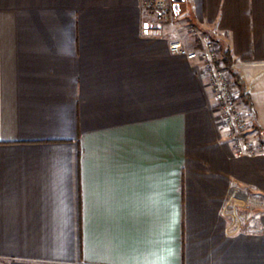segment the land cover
<instances>
[{
    "label": "crops",
    "instance_id": "obj_1",
    "mask_svg": "<svg viewBox=\"0 0 264 264\" xmlns=\"http://www.w3.org/2000/svg\"><path fill=\"white\" fill-rule=\"evenodd\" d=\"M168 7L0 0V264H264V0ZM192 27L228 52L256 152L170 50Z\"/></svg>",
    "mask_w": 264,
    "mask_h": 264
},
{
    "label": "built area",
    "instance_id": "obj_2",
    "mask_svg": "<svg viewBox=\"0 0 264 264\" xmlns=\"http://www.w3.org/2000/svg\"><path fill=\"white\" fill-rule=\"evenodd\" d=\"M168 1L141 0L146 6L151 7L159 18L168 17ZM191 34L199 38L200 46L198 48L189 49L180 40H174L170 44V50L201 64L202 73L213 90L220 120L233 138L235 153L243 155L256 152L258 148L249 136L251 131L249 113L243 111L239 106L229 68L220 55L219 43L209 33L201 31L197 27L191 28ZM244 200L245 197L240 188L232 187L230 189L227 204L232 210L236 211Z\"/></svg>",
    "mask_w": 264,
    "mask_h": 264
},
{
    "label": "trees",
    "instance_id": "obj_3",
    "mask_svg": "<svg viewBox=\"0 0 264 264\" xmlns=\"http://www.w3.org/2000/svg\"><path fill=\"white\" fill-rule=\"evenodd\" d=\"M172 4H173V2H172ZM180 11H181L180 10V7L178 9V12H176V13L173 11V8H171V12L173 13V15H178L180 13ZM222 60L229 67L231 61H230V57H229L227 51H224L223 52V54H222ZM232 74H233V76H234L235 81L237 82V84H239L238 78L234 75V73H232ZM241 97H245V95L244 94H241Z\"/></svg>",
    "mask_w": 264,
    "mask_h": 264
},
{
    "label": "water",
    "instance_id": "obj_4",
    "mask_svg": "<svg viewBox=\"0 0 264 264\" xmlns=\"http://www.w3.org/2000/svg\"><path fill=\"white\" fill-rule=\"evenodd\" d=\"M182 1L183 0H172V2H173V11L175 13L178 12L180 2H182Z\"/></svg>",
    "mask_w": 264,
    "mask_h": 264
},
{
    "label": "rangeland",
    "instance_id": "obj_5",
    "mask_svg": "<svg viewBox=\"0 0 264 264\" xmlns=\"http://www.w3.org/2000/svg\"><path fill=\"white\" fill-rule=\"evenodd\" d=\"M172 6H173V4H172ZM241 203H242V202H241ZM243 204H244V205H243ZM243 204H242L243 207H244V206H247V200H246V199L243 201ZM238 207H239V206H238Z\"/></svg>",
    "mask_w": 264,
    "mask_h": 264
}]
</instances>
